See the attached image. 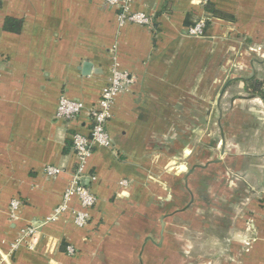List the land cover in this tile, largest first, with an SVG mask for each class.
<instances>
[{"label": "crops", "instance_id": "obj_1", "mask_svg": "<svg viewBox=\"0 0 264 264\" xmlns=\"http://www.w3.org/2000/svg\"><path fill=\"white\" fill-rule=\"evenodd\" d=\"M131 8L152 25L120 24L104 0H0L3 264H264V101L243 82L264 77V0ZM201 17L205 35H189ZM115 65L131 83L107 124L113 146L88 159L90 222L76 226L73 199L44 224L77 164L72 134L89 132L86 110L56 117L60 96L93 106ZM28 225L34 245L13 249Z\"/></svg>", "mask_w": 264, "mask_h": 264}, {"label": "built area", "instance_id": "obj_2", "mask_svg": "<svg viewBox=\"0 0 264 264\" xmlns=\"http://www.w3.org/2000/svg\"><path fill=\"white\" fill-rule=\"evenodd\" d=\"M135 0H104V4L118 9L119 22H126L150 26L152 19L144 12L133 11L131 6ZM209 18L201 17L188 27L187 33L194 37L205 35ZM131 83L129 75L115 65L112 69L111 77L103 88L101 96L96 104L86 108L85 104L78 99H72L65 95L60 96L56 117L67 124L77 121L83 111L86 110L88 116L89 132L75 131L72 134V147L77 157V164L72 174L71 181L64 191L61 203L54 209V212L44 220V224L57 221L60 216L70 209V203L77 199L80 205L74 211V223L83 228L90 222V210L96 205L98 198L91 191L88 184L84 183L85 178L93 180L95 176L87 172V163L94 148L98 146L111 148L113 142L107 128V124L112 118V108L118 95L126 91ZM45 174L49 177L56 176L62 172L57 166H46ZM127 180H122V185H128ZM21 201L13 199L10 203L11 217H16ZM38 234V226L28 225L21 231V236L12 245L15 249L22 241H28L29 247L34 245V238ZM69 254H76L73 246L67 247ZM4 257H0V264L4 263Z\"/></svg>", "mask_w": 264, "mask_h": 264}, {"label": "trees", "instance_id": "obj_3", "mask_svg": "<svg viewBox=\"0 0 264 264\" xmlns=\"http://www.w3.org/2000/svg\"><path fill=\"white\" fill-rule=\"evenodd\" d=\"M204 7L211 16L224 15L222 12L217 11L213 7V5L208 2L205 4ZM243 82H244V90L247 93L260 97L264 101V77H260L257 74H254L251 77L245 79ZM75 131L78 130L75 129L74 132Z\"/></svg>", "mask_w": 264, "mask_h": 264}, {"label": "water", "instance_id": "obj_4", "mask_svg": "<svg viewBox=\"0 0 264 264\" xmlns=\"http://www.w3.org/2000/svg\"><path fill=\"white\" fill-rule=\"evenodd\" d=\"M83 182L86 184V183L88 182V179L85 178V179L83 180Z\"/></svg>", "mask_w": 264, "mask_h": 264}]
</instances>
